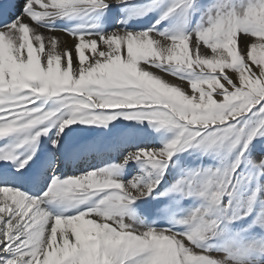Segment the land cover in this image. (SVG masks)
Returning <instances> with one entry per match:
<instances>
[{
	"label": "snow or ice",
	"instance_id": "obj_1",
	"mask_svg": "<svg viewBox=\"0 0 264 264\" xmlns=\"http://www.w3.org/2000/svg\"><path fill=\"white\" fill-rule=\"evenodd\" d=\"M128 3L25 0L10 23L15 0L0 3V139L27 133L53 117L57 136L76 123L106 126L117 118L103 115L106 110H120L125 119H146L178 133L162 149L130 153L119 166L63 181L54 178L46 197L73 203L95 198V207L77 215L53 220L41 200L0 187V264H229L228 257L198 250L199 241L219 227L231 207V201L221 207L222 197H231L235 190L241 158L257 134L264 135V0H249L239 11L231 0H221L195 40L163 33L154 39L151 29L138 34L116 31L99 40L91 33H73L71 49L64 45L58 50V41L35 27L49 17L88 16L110 4ZM194 4L175 0L164 18ZM241 32L252 38L243 46ZM152 68L196 77L185 90ZM42 98H55L60 107H33ZM49 131L40 128L17 147L35 144ZM226 142L228 151L238 149L229 169L197 174L173 186L188 196L198 190L208 203L181 222L189 226L186 233L136 231L125 224L128 207L153 193L178 150H210ZM57 144L53 141V147ZM31 158L20 161L17 171ZM131 161L145 162L147 177L127 184L113 179L116 169ZM256 166L264 168V158Z\"/></svg>",
	"mask_w": 264,
	"mask_h": 264
},
{
	"label": "rangeland",
	"instance_id": "obj_2",
	"mask_svg": "<svg viewBox=\"0 0 264 264\" xmlns=\"http://www.w3.org/2000/svg\"><path fill=\"white\" fill-rule=\"evenodd\" d=\"M21 1H23L21 3L24 6L25 0ZM174 2L175 0H129L128 4H110L108 8L90 13L88 16H69L66 19L67 24L62 26L57 25L58 21L56 19L58 16H56L38 22L35 27L40 34L47 37L53 31L60 28L64 31H73V33L77 31L80 34L97 33L99 34L98 38L108 36L116 31L138 34L151 29L153 30L152 36L154 39L157 37L156 35L159 36L161 33L168 34L170 29L174 27L173 33L178 32V36H191L195 40V33L207 26L209 11L217 7L221 0H195L193 7L177 9L176 12L164 18V13ZM248 2L249 0H231L232 6L237 11ZM158 21L159 23H157ZM29 24H31V21H29ZM251 39L250 36H246L243 32L240 33L242 46L243 41H250ZM142 67L146 66L142 65ZM150 70L164 78L166 77L168 80H170L169 77H173L172 81L185 90L188 88V82L196 77L195 73H180L178 70L174 74L166 73L158 68ZM180 76L184 78L180 79ZM53 104L56 108L60 107L55 98H42L33 107H41L45 111L48 106ZM118 111L106 110L105 113H115ZM141 122L131 119V123L126 124L119 118L110 122L111 125L121 127V129H129L138 125L141 128H148L141 144L125 141L123 144L119 143L116 145L113 140L105 145L103 143L104 139L101 137L103 134L99 135V131L90 133L92 130L89 127L87 128L88 130L82 132L79 129L78 135L82 133L88 134L87 137L85 135L86 145L83 148L86 149L88 147L91 149V152L94 149V154L90 155V157L80 156L75 162H71L68 161V153H63L62 150L60 154H52L49 162H37L34 164L28 162L23 168V172L31 169L32 171H39L41 174L29 176V178L22 177L17 181V185L11 187L23 192L27 196L41 200V207L45 211H48V207L51 210L64 207L68 202L59 199L53 200L44 195L47 192L46 189L49 183L54 178L63 181L79 177L90 171L119 166L130 153H136L142 147L147 150H160L178 134L176 129L164 128L155 122L150 123L146 121L148 123L144 124ZM90 126L96 127L99 125L93 124ZM102 126L100 125V127ZM43 127L50 128L48 134L40 136L39 141L34 145L28 144L26 147L27 150L33 147L32 150L33 152L35 151V155L44 154L45 142L52 141L56 137L55 135H57L58 131L56 117H53L52 120L45 122L43 125L37 126L36 129L30 130L29 136L34 131ZM81 129H85V126H82ZM65 130L66 128L62 132V137L64 138L66 134L68 135ZM14 135L0 139V147ZM237 155L238 149L228 151L227 142L225 146L210 150H205L202 147H190L187 150H178L168 163L159 186L151 195L137 199L133 203L140 206L138 209L141 213L144 210L151 216L145 217V220L149 224L145 223V225L147 227H162V229H165L169 233H186L189 230V226L181 222L188 219L193 211L207 208L208 203L199 196L198 190L196 194L188 196L183 191H173V186L179 181L187 180L189 177L196 176L197 174L203 176L207 172L225 171L235 162ZM261 158H264V135L257 134L256 138L249 145L248 151L241 158V163L236 170L235 190L232 196L224 195L222 197L221 207L228 205L230 201L231 207L224 213V217L221 219L219 227L214 233H208L205 240L199 241L201 248L198 250L207 249L209 255L220 256L222 258L228 257L229 264H264V168L256 166L259 164ZM118 170L121 172V175L116 174L113 178L116 181L118 180L117 182L127 184L135 178H146L149 166L143 161H131L123 167L117 168L116 172ZM152 175H156L155 170L152 171ZM23 182L25 185L22 184ZM3 186L5 187L7 184L3 179H0V187ZM80 204L86 208L95 207V198L86 200ZM130 206L128 209H130ZM160 211L163 213L168 212L170 219L165 220L163 218L157 220V215L161 213ZM130 216L127 217L128 220L137 221L136 216ZM138 231H146V229L144 230L141 227Z\"/></svg>",
	"mask_w": 264,
	"mask_h": 264
},
{
	"label": "bare ground",
	"instance_id": "obj_3",
	"mask_svg": "<svg viewBox=\"0 0 264 264\" xmlns=\"http://www.w3.org/2000/svg\"><path fill=\"white\" fill-rule=\"evenodd\" d=\"M1 1H3V0H0V3H1ZM21 2H23V1L15 0V5H16L15 15L10 14V18L7 20L8 23H10L11 20L15 19L16 15H20L21 10L23 9L22 8L23 3H21ZM67 18H69V16L66 18L58 16L56 19V21H58L57 25L62 26V25L67 24L66 23ZM28 23H29V21H28ZM0 26H2V22H0ZM173 29H174V27H172L170 29L168 34L165 33L166 34L165 36H178L177 35L178 32L177 33L172 32ZM174 32H176V31H174ZM72 33H73V31L72 32L71 31H64V30H61L59 28V30L56 29L50 35L52 38H54L58 41V50L62 49L64 45L68 46L71 49V47L75 43L73 36H72ZM75 34L79 35L80 32L78 33L76 31ZM82 34H84V33H82ZM50 35H49V37H50ZM91 35L93 38H95L97 40L99 39L98 38L99 34L96 33V34H91ZM156 36H158V35H156ZM162 39L163 38H161V40ZM87 54H88V52L86 50V55ZM151 72H153V71H151ZM164 72L169 73V74L171 72V74H174L175 71L169 70V71H164ZM153 73L159 75L158 73H155V72H153ZM159 76H161V75H159ZM164 79L167 82H174V81H172V79H174L173 77L172 78L169 77L170 80H168L166 77ZM56 109H57L56 106L53 104V105L48 106V108L45 111H55ZM103 115H115L120 120H123L126 124L131 123L130 119L124 118V113L121 112L120 110L118 112H115V113H110V112L105 113L104 112ZM113 120H115V119H113ZM133 120H135V119H133ZM146 121H148V120L145 119L141 123H143V124L148 123ZM110 122H108L106 124V126L103 125L102 127H100L99 124H98L99 126L92 127L90 125H93V124H81V123H76V124H73L71 126H68V127H66V130H65L68 133V135L66 134L67 136L65 135V138H64V137H62L63 134L60 133L59 136L55 135L56 137L52 141L45 142V146H44L45 153L40 154V155H38V154L32 155L33 147L30 150H27L26 147L28 146V144L24 145L23 147H17V145L20 144L21 140H23L25 137L29 136L30 130L27 133L16 134V135L10 137V140L8 142L4 143L0 147V179H3L5 181V183L7 184V187H11V186L17 185L18 184L17 181L22 177H28L29 178V176H37V175L41 174L39 171H36V170L32 171L31 169L30 170L28 169L29 171H27V172H23V169L20 170L19 172L17 171V168L19 167V162L25 160L30 155L32 156V158L28 162H30L32 164L37 163V162L38 163L49 162L52 154H55V153L60 154V152L62 150H63V153L64 152L68 153V161H71V162H75V160L80 158V156L90 157V155L94 154V149H92L93 151L91 152V149H89L88 147L86 149L83 148L86 145V142H85V135L86 134L82 133V134L78 135L79 129L82 132V131L88 130L87 128L89 127V129L92 130V131H90V133H94L95 131H99L98 132L99 135L103 134V136H101V137H103V139H104L103 143L105 145L109 144L113 140L115 141L116 145L119 143L123 144V142H125V141L131 142L133 144H141V141L144 140V136L148 130V128H146V127L141 128V127H139V125L135 126V127H131L129 129H121V127L111 125ZM82 126H85V129H81ZM76 134H77V136H76ZM87 135H86V137H87ZM101 137H100V139H101ZM53 141H58V144L56 147H53ZM141 150H146V149L142 147ZM6 157H11L12 159H6ZM44 164H46V163H44ZM116 174L120 176L121 172L119 170L117 172L115 171L113 177ZM22 184L25 185L24 182ZM50 185H51V182L49 183L47 189L46 188L45 189L48 190ZM28 197H30V196H28ZM30 198H32V197H30ZM60 208L51 210L48 207V211L47 210L46 211L49 213L50 217H52L54 220L56 217H69V216L80 214L81 212L90 210L91 207L86 208L83 205H81L80 203L68 202L65 204L64 207H60ZM138 208H140V206L138 204H133L130 206V209H127V211L123 217L125 224L129 225L131 227V229L136 230V231L140 230L141 227L144 230L145 229L147 230V228H151V229L156 230L157 232L165 231V229H162V227H153V226H152L153 228L150 226L147 227L145 225V223L147 225H149V224L147 223L148 221L145 220V217L147 218V217H151V216L148 215L144 210H142V213H141ZM42 209L45 210L43 207H42ZM159 210H160V208H159ZM168 214H169L168 212H164V213L161 212L160 214L157 215V220L163 219V218H165V220H169L170 218H169ZM130 215L136 216L137 221L135 222L133 220L132 221L128 220L127 217H129ZM136 223H138V224H136Z\"/></svg>",
	"mask_w": 264,
	"mask_h": 264
}]
</instances>
